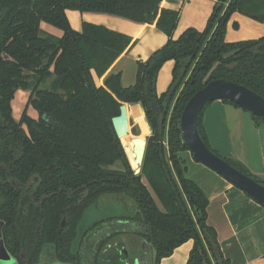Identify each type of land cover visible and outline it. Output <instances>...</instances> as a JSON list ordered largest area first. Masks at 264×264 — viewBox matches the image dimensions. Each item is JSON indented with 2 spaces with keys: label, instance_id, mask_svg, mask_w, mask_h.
Instances as JSON below:
<instances>
[{
  "label": "trees",
  "instance_id": "obj_1",
  "mask_svg": "<svg viewBox=\"0 0 264 264\" xmlns=\"http://www.w3.org/2000/svg\"><path fill=\"white\" fill-rule=\"evenodd\" d=\"M161 2L0 0L1 237L17 264H40L46 244L63 262L97 264L99 250L123 229L96 241L90 236L98 232L85 233L75 252L71 244L85 210L110 193L134 200L137 211L123 218L126 223L109 220L138 227L137 233L154 249L152 264H160L188 240L193 245L186 264H229L215 229L207 224L209 199L186 175L180 153L190 150L182 137L180 116L189 98L214 79L239 83L264 97V36L225 40L226 24L234 12L264 23V0H217L203 30L189 27L177 38L173 32L179 12L161 7ZM66 10L154 23L167 41L146 60L136 62L131 85L121 84L120 72L108 73L101 85L95 78L102 77L131 45V37L87 21L75 30ZM43 23L61 34L45 32ZM168 60L174 61L171 82L158 94L157 75ZM18 89L29 93L15 120L11 102ZM123 103H140L151 130L138 174L112 122ZM29 107L36 117L28 114ZM205 107L197 120L205 145L264 185L240 161L210 147L202 126ZM117 162L120 168H113ZM102 223L93 226L99 230Z\"/></svg>",
  "mask_w": 264,
  "mask_h": 264
},
{
  "label": "crops",
  "instance_id": "obj_2",
  "mask_svg": "<svg viewBox=\"0 0 264 264\" xmlns=\"http://www.w3.org/2000/svg\"><path fill=\"white\" fill-rule=\"evenodd\" d=\"M216 1L162 0L161 7L179 12L173 38H177L189 27L204 29L206 20ZM66 14L75 30H80L82 22L87 21L104 25L131 37V45L116 58L102 77L95 78L96 82L101 85L104 77L110 72H120L121 84L123 86L131 85L136 73V62L146 60L153 51L167 41L165 33L159 30L154 23H137L123 17L99 12L66 10ZM235 23L237 27L234 26ZM234 27L237 29L236 32H233ZM262 36H264V23L241 13L234 12L226 24L225 40L228 42L256 39ZM124 64L128 67L131 65L129 72L133 75L128 82L124 81ZM173 66L174 61L168 60L159 70L156 80L158 94L164 92L170 84ZM123 104H125L127 111V135L147 138L151 130L145 118L142 122L144 125L143 132L142 128H139V131L136 130L132 120V118L135 119L136 114L138 117L140 116L141 104ZM134 112L135 114H133ZM202 126L213 150L224 157L240 161L252 175L261 181L264 180V121H256L245 109L217 99L205 107L202 115ZM128 136L123 135L122 137ZM121 141L127 152L126 139L121 138ZM180 155L185 160L187 177L195 181L209 199L207 224L215 229L220 250L223 256L228 259L229 264H264V207L212 169L194 161L190 151H183ZM103 195L110 196V194ZM115 198L127 202V207L133 211L128 216H112L117 218L121 225L127 222L123 218L135 214L137 206L131 198L123 194H115ZM109 217L107 219H112ZM101 221L106 220L101 219ZM192 245V240L184 242L175 248L170 256L163 258L160 264H186ZM104 246L99 250L98 255L105 249ZM98 255L97 263L101 260ZM105 257L104 253L103 258ZM108 259L102 263L112 264L110 262L112 259L110 257ZM45 263L41 262V264ZM113 264L119 263L114 262Z\"/></svg>",
  "mask_w": 264,
  "mask_h": 264
},
{
  "label": "water",
  "instance_id": "obj_3",
  "mask_svg": "<svg viewBox=\"0 0 264 264\" xmlns=\"http://www.w3.org/2000/svg\"><path fill=\"white\" fill-rule=\"evenodd\" d=\"M217 99L232 101L250 114L264 118L263 96L239 83L227 79H214L206 83L201 89L197 90L186 102L180 116V128L183 140L187 144L194 161L202 163L206 167L212 169L264 207V185L234 168L225 159L211 151L199 135L197 129L199 113L208 103ZM126 115V106L125 104H122L120 107V114L112 119L114 129L122 146L123 143L121 137L123 135L128 136L126 133ZM146 142V137L138 135H133L129 139V143L133 144V153L135 155L134 166L130 161L129 163L135 174H138L141 170ZM124 151L127 156L125 149ZM2 226L3 222L0 221V264H17L15 258H13L5 248L3 239L1 238ZM211 244L216 251L218 260H221L217 245L213 241H211ZM148 250L149 245L145 241L142 246L143 254H146ZM148 260V256L145 255L135 259L134 264H149ZM45 264L71 263L53 260Z\"/></svg>",
  "mask_w": 264,
  "mask_h": 264
},
{
  "label": "rangeland",
  "instance_id": "obj_4",
  "mask_svg": "<svg viewBox=\"0 0 264 264\" xmlns=\"http://www.w3.org/2000/svg\"><path fill=\"white\" fill-rule=\"evenodd\" d=\"M211 14V13H210ZM94 15V14H93ZM210 16V15H209ZM209 18V17H208ZM208 20V19H207ZM207 20L205 23V26L207 24ZM71 22L73 24V19L71 18ZM44 26V31L45 32H51L55 35H60L61 31L59 29H56L46 23H43ZM199 30V29H197ZM203 30V29H201ZM237 29H235L233 32H236ZM124 81L128 82L132 77V73H130L129 70L131 65L128 67L126 66V64H124ZM135 80V77H134ZM28 93L29 91H25V90H21L18 89L16 91V94L11 102V107H12V115L13 118L15 120L19 119L20 114L22 112V110L24 109L25 103L27 101V97H28ZM143 110V108H142ZM140 110V116L138 117V115H135V119L132 118V120L134 121V126L136 128L137 131H139V128H142V132L144 129V125H143V121L146 117H145V112L143 110ZM28 114H30L32 117H36L37 113L36 111L29 107L27 110ZM135 114V112L133 113ZM142 118V119H141ZM147 123V122H146ZM134 128V130H135ZM132 129V126H131ZM133 130V129H132ZM131 136L128 137H121L124 140L126 139V147H127V157L129 159V161L131 162V164L134 166V153H133V144L129 143V139ZM113 168H120V164L117 162L115 163L113 166ZM253 177H255L256 179L260 180L258 177L252 175ZM107 195V194H105ZM126 197V194H123ZM130 198V197H129ZM134 201V200H133ZM132 201V202H133ZM127 202H125L124 200L115 198V193H110V196H100L99 198H97V200H95L84 212L83 217L81 219V221L79 222L78 226H77V233L76 236L74 238V240L72 241L71 244V250L73 252H75L76 250L79 249V245L81 240L83 239V235L86 233V236H89L92 234V231H96L98 232L97 235L95 236H90V238H94L95 237V241L97 239H99L100 237H102L104 234H106L107 232L110 231H119L120 229L122 231L113 234V236L108 240V242L105 244L106 246L105 249H103L100 253V255H98V257L101 258V260L97 263V264H103L102 262H106L108 261L109 257L110 259H112V261H110L112 264L114 262H117L119 264H134L135 259L140 258L142 256L147 255L148 256V263L152 264L153 261V257H154V249L149 245V250L147 251L146 254H143L142 252V246L145 242L144 238L139 235L137 233L138 227L136 225H123L120 226L119 224H116V220H109L107 219L109 216V218H113L112 216L115 215H121V216H128L130 214H132V210H130L127 207ZM134 205V203H133ZM101 219H105L107 221H104V223H102V227L100 226L99 230H96L95 227L93 226L96 222L101 221ZM51 245L46 244L43 246L42 251H41V256H40V262H49L51 260L50 257V252H51ZM105 253L106 257L103 258V254ZM139 255H141L139 257ZM108 256V257H107ZM147 264V263H146Z\"/></svg>",
  "mask_w": 264,
  "mask_h": 264
},
{
  "label": "flooded vegetation",
  "instance_id": "obj_5",
  "mask_svg": "<svg viewBox=\"0 0 264 264\" xmlns=\"http://www.w3.org/2000/svg\"><path fill=\"white\" fill-rule=\"evenodd\" d=\"M2 238V237H1ZM51 252H50V257H51V260L50 261H53V260H59V261H61L59 258H58V256H57V254L55 253V250H54V247L53 246H51ZM41 256V255H40ZM49 261V262H50ZM39 263L41 264V262H40V257H39ZM47 263V262H46ZM69 263H71V264H75V263H72V262H69Z\"/></svg>",
  "mask_w": 264,
  "mask_h": 264
}]
</instances>
